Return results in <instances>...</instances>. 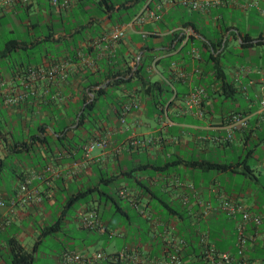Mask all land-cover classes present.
<instances>
[{
  "label": "crops",
  "instance_id": "crops-1",
  "mask_svg": "<svg viewBox=\"0 0 264 264\" xmlns=\"http://www.w3.org/2000/svg\"><path fill=\"white\" fill-rule=\"evenodd\" d=\"M95 1L71 0L67 9H59L50 0H14L0 10V34H17L0 43V198L14 203L0 208V220L6 221L0 231V264H9V240L32 254V264L38 259L41 264H61L63 250L79 249L70 231L105 237L101 259L108 264L160 261L167 239L175 237L186 241L183 264H201L195 257L198 236L206 230L216 248L209 233L213 226L221 231L218 249L235 250L239 216L228 218L222 202L260 217L258 225L246 226L251 239L244 249L245 262L235 258L232 264H264V115L258 113L264 45L253 44L258 35L264 36V0H210L201 10L185 9L177 0H147L146 9L143 4L111 13L100 12ZM217 6L237 10L241 26L212 15L210 8ZM71 7L80 12L66 24ZM135 14L142 21L127 27L122 38L102 39ZM244 34L252 45L242 46L239 36ZM8 40L18 45L5 53ZM217 42L212 52L210 45ZM145 52L153 55L149 78L167 87L160 92L167 96L166 103L153 108L139 85L128 82L104 92L125 97L117 109L112 101L105 103L96 110L99 120L82 124L89 131L76 127L74 114L82 93L91 97L88 85ZM232 52L241 57L239 63L225 62V53ZM216 56L235 87L227 97L217 91L219 80L210 69ZM58 61L66 63L65 71L53 80L27 81L28 69ZM190 93H199L195 103L188 101ZM7 97L18 100L7 104ZM234 114L245 116L246 124L227 138L226 125ZM129 136L151 141L132 146ZM97 138H105L107 146L85 154V144ZM191 159L229 166L201 171L187 165ZM24 181L40 200L17 199ZM88 187L94 190L86 201L76 208V203L65 206L69 195ZM204 203L210 209L201 215ZM90 210L96 212L99 228L81 226L80 215ZM54 223L55 232L41 235V228ZM46 237L59 243L57 251H42ZM133 256L142 263L133 262Z\"/></svg>",
  "mask_w": 264,
  "mask_h": 264
},
{
  "label": "built area",
  "instance_id": "built-area-1",
  "mask_svg": "<svg viewBox=\"0 0 264 264\" xmlns=\"http://www.w3.org/2000/svg\"><path fill=\"white\" fill-rule=\"evenodd\" d=\"M26 1V0H21ZM14 0H0V10L13 3ZM178 4L188 10H201L206 7L210 0H177ZM71 3V0H50V4L59 8V9H67ZM142 17L139 14H135L131 20L126 24L116 25L111 31L104 34L102 39L107 42H115L123 37L125 29L134 23L141 22ZM188 31L184 32V35H188ZM66 63L62 61L54 62L49 66L42 67L38 66L33 69L27 70V81L31 82L36 78H43L47 81L53 80L59 74H62L65 71ZM260 93L258 98V113L260 115H264V79L260 84ZM199 93H190L189 102L195 103L196 97ZM18 100L17 97H7L5 102L7 104H14ZM121 121L122 118L120 119ZM246 117L240 114H234L231 116L230 121L226 125V137L229 138L232 131L237 126H245ZM151 141L150 137L142 138V137H127V143L132 146H140L144 145ZM107 146V141L105 138H97L92 139L87 142L84 146L85 154L89 153L91 150L98 148L104 149ZM190 190L195 194L193 187L189 186ZM119 195H124L122 190L118 191ZM17 199L20 201L35 199L40 200L37 195L32 193L31 190L27 188V181H24L18 186V190L16 193ZM13 201L7 203L2 198H0V208L9 205L11 207L13 205ZM220 207L224 210L225 215L228 218H235L238 215V219L235 220V241L234 246L235 250L233 253L222 251L215 248L208 241V233L207 231L200 232L197 240V245L199 248V260L201 264H232L235 258L240 263L245 262L244 258V249L246 247L247 241L251 239L246 232L247 224L250 225H258L260 223L259 215L249 212L246 209L240 208L235 204L230 202H222ZM210 207L208 203H204L203 209L201 210V215H206L209 211ZM79 222L82 227L85 228H99V222L97 218V214L94 210H90L84 212L80 215ZM6 221L0 220V231L4 228ZM167 249L164 254V258L160 261L148 260L147 264H183V250L186 245V241L183 238L175 237L167 239L166 241ZM103 257L101 252H96L92 256H81L77 252L73 250H63L58 258L61 264H71L74 261L80 260L84 263H90L93 261L100 260ZM132 261L135 263H142V259L138 256H133Z\"/></svg>",
  "mask_w": 264,
  "mask_h": 264
},
{
  "label": "trees",
  "instance_id": "trees-1",
  "mask_svg": "<svg viewBox=\"0 0 264 264\" xmlns=\"http://www.w3.org/2000/svg\"><path fill=\"white\" fill-rule=\"evenodd\" d=\"M147 0H96L94 2L95 6L102 13H111V12H126L128 10L134 9L137 10L141 5H145V9L148 7ZM242 46L252 45L251 38L244 34L239 36ZM253 44H262L264 45V36L258 35L256 41ZM18 45L16 40H8L5 44V53L16 48ZM220 43L217 42L216 45L211 43L212 52L215 51V47H219ZM146 51L152 50V48L145 47ZM212 52L209 51V56L211 57ZM152 54L149 52L142 53L138 56L137 59L132 58L130 62H125L126 66L119 70L116 69L109 70L106 75L101 80L93 81L87 87L88 91H91V97L87 96L86 93H82L83 96L78 105L77 112H75L74 117L76 119V127H82L86 131L89 129L82 124L85 122L93 123L99 120L100 116H96V110L100 107H104L105 103L112 101L113 106L117 109L120 103L125 98L124 96H119L117 93H104L107 88L118 89L119 86L125 85L128 82H131L132 85L136 84L145 92L144 95H147L150 98L149 104L156 108L157 106L162 107L166 103L167 96H162L160 92L167 91V87L162 84L160 81L151 80L148 76L147 66L152 58ZM212 70L213 79L219 80V85L217 91L219 90L221 94H224L225 97L232 95L235 92V87L232 82L227 80V77L220 66V60L218 56L212 58ZM105 81H107L105 83ZM104 84V86L102 85ZM93 86H99L93 88ZM107 98L108 101L104 102L103 100ZM114 99V102H113ZM61 133L60 129L58 132L53 131V133ZM64 136L59 138V143L62 144L60 139H63ZM2 165V159H0V167ZM187 165L201 170H224L229 165L224 163H218L210 160L203 159H191L187 162ZM93 188H86L79 190L66 198L65 206L70 207L71 205L80 202L86 201L87 198L92 194ZM58 229V225L54 223L53 225L45 226L41 228V235L52 234ZM220 229L217 226H213L210 229V238L214 241L216 248H221L220 244L217 241L218 234L220 235ZM196 249V248H195ZM220 250V249H219ZM195 257L199 259V254H196ZM33 257L29 252H25L22 247L17 244L14 240H9V264H32Z\"/></svg>",
  "mask_w": 264,
  "mask_h": 264
},
{
  "label": "rangeland",
  "instance_id": "rangeland-1",
  "mask_svg": "<svg viewBox=\"0 0 264 264\" xmlns=\"http://www.w3.org/2000/svg\"><path fill=\"white\" fill-rule=\"evenodd\" d=\"M90 3V0H88V4ZM72 13L65 18V20L67 21L66 24H68V21L71 20V15L75 16L76 13L80 12L79 9L77 7H71ZM210 12L212 15H218L220 14L222 16V21H228V20H234L237 22V26H241L240 22H242L241 17L239 16L237 10H234L232 8H230L229 6H217V7H212L210 8ZM210 25H207L206 28H210ZM17 34L15 31H13L12 33H7L5 31H3L0 34V43H2L5 39L8 38H13L16 37ZM46 47L50 48L51 44L46 43L45 44ZM28 52V51H27ZM19 54L22 56L24 55L23 51H19ZM224 60L225 62H234V63H239L241 61V57L235 55V53H225L224 55ZM104 102H107L108 99L105 98L103 100ZM2 172H5L4 168L2 169ZM82 203V201L78 202L75 204L74 208L78 207V205H80ZM69 212H71V215H73V211L72 209L69 210ZM104 216H108L109 214L106 213V215L104 214ZM116 218H118V214H115ZM71 233L69 234L70 236H72L73 238H76L74 240V245L77 246L78 249V254L81 256H92L94 255V253H96L97 250H99L100 252L102 251V248H104L105 244H106V239L105 237H96L94 236V232H91V234H86L84 231H82L81 235L77 236V233H74L72 231H70ZM81 239V240H80ZM59 247V243L55 242V240H53V238H45L44 242H42L41 245V249L45 254H51L52 252H55L58 250ZM102 255H103V251H102ZM42 259H38L36 261H34V264H41ZM97 264H108L106 261H104V259H100L97 261Z\"/></svg>",
  "mask_w": 264,
  "mask_h": 264
}]
</instances>
